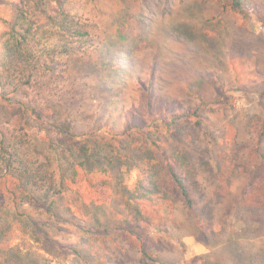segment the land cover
<instances>
[{"label": "rangeland", "instance_id": "rangeland-1", "mask_svg": "<svg viewBox=\"0 0 264 264\" xmlns=\"http://www.w3.org/2000/svg\"><path fill=\"white\" fill-rule=\"evenodd\" d=\"M28 1L31 74L3 75L0 64V85L17 86L14 99L29 107L7 124V143L45 178H23L32 193L52 174L63 222L26 201L20 211L49 239L41 244L16 226L9 245L35 249L42 264H264V199L256 206L248 198L263 186L254 176V150L264 153L257 129L264 126V0L241 10L225 0H65L61 8L53 0ZM19 2L0 0L2 57V18ZM197 106L200 128L192 118L168 132L161 119ZM69 137L85 138L90 149L99 145L115 163H92L93 174L77 169L62 188L68 157L59 151ZM189 148L198 162L200 224L172 194L161 166L162 151L173 157ZM19 183L0 180V202L10 196L12 203ZM4 212L7 219L14 214ZM144 248L155 262L144 258Z\"/></svg>", "mask_w": 264, "mask_h": 264}, {"label": "trees", "instance_id": "trees-1", "mask_svg": "<svg viewBox=\"0 0 264 264\" xmlns=\"http://www.w3.org/2000/svg\"><path fill=\"white\" fill-rule=\"evenodd\" d=\"M40 1L42 0H32L34 5H38ZM53 1L61 8L65 0ZM225 1L230 3L233 8L239 10L244 9L245 7H252L250 0ZM26 3L30 4L28 0H21V3L8 4L7 9L10 11L9 19L2 18V22L7 28V31H4L1 34V36L5 38L3 42V49L6 54L4 57L0 55V64L4 70L3 75L13 71L19 75V79L25 77L28 78V75L31 74L29 71L31 70L33 45L30 44L29 39L34 33V25L32 20L27 19L29 11ZM33 17H35L34 12ZM2 86L3 85H0V180L4 179L6 176L16 178L20 182L18 185L20 195H18L16 191L12 194L14 196L12 203L8 201L10 200L9 195V197H5L3 202H0V212H2V214H0V264H42L41 259L43 256L35 253L37 252L35 249L32 250L31 248H28L24 251L21 249V245L10 246L9 234L17 228L16 226H18V230L23 232L25 237L30 235L36 242L41 244L46 243L49 239V235L44 231L45 229L43 225L37 222L34 218L23 214L20 210L21 207L26 204V201H28L30 205L43 209L45 214L54 218V222H63L61 213H59L56 208L58 200L57 194L60 192H54V188H56L57 184L51 176L52 174L48 175L50 177L45 181L46 186H42V188H35V191H38L39 193H32V189L28 187L31 181L23 179L24 177L32 178L33 183L45 180V178L39 176L41 174L39 169H32L27 162L24 161L23 155L18 152L16 146L14 149H11L10 145L7 143V140L9 139L7 124L21 114L20 110L24 111L23 115H26L29 107L23 102L16 101L14 99L17 86L13 90H6ZM145 95L147 112L149 116H152L154 109L153 87H147ZM192 118L195 119L194 127L197 129L200 128L202 120L200 117L199 106L195 108H182L179 113L173 114L167 121L164 119L161 120L165 124L168 132H170V130H173L182 120L187 121ZM57 128L59 130H63L60 125H57ZM257 129L260 130L259 142H261L264 138V126L261 124L257 127ZM59 132L61 133L62 131ZM83 137H85V135H83ZM153 138H155V140L151 139V144L158 147L161 138H158V136H154ZM65 142L67 143L61 144L59 151L62 157H64V155L68 157V159H66L67 157L65 158L68 160L66 161L67 168L60 175V186L64 189H68L66 182L76 176L77 169H83L86 174H93L96 170L92 166V163L101 164L100 161H106L111 164L115 163L114 161L110 162L108 159L101 156L103 149L99 145H95L90 149L85 138L78 142H74L69 137V139H66ZM188 150L189 151H178L173 157L162 151L161 166L164 174L166 175V182H168L172 194L183 204L188 213L198 220V217L200 218V216L196 213L198 208L196 191L198 189L197 185L199 184L195 179V167L197 166L195 164L198 162L195 161L196 155L193 153L192 149L189 148ZM254 154L260 157L254 176L260 178L263 186L260 191L252 189L250 192L251 197L248 198L249 201L255 203L256 206H259V203L262 202L261 198L264 199V153L258 146L254 150ZM145 155L140 158L142 161L148 158V156ZM200 162L202 163L204 160H201ZM210 172H212V170ZM155 175L152 176L150 182L153 184L156 181L154 186L156 189L159 184L154 178ZM223 190H226V188H221L219 192H222ZM151 194H153L152 191ZM24 196L29 198L25 199ZM128 200L131 202L133 201L131 198H128ZM246 201L247 197L242 202ZM136 206L137 208L139 207V205ZM6 208L8 211H14V214L10 219L4 217V210ZM207 209V207L203 210L201 209L200 212L204 214L207 212ZM209 212L210 209L208 210V213ZM21 216H24L26 220L21 218ZM20 218L22 219V223ZM147 223L150 224L149 221H147ZM198 223L200 224V219L198 220ZM83 231L85 233H89L90 235L98 234L93 229L87 227H83ZM136 233L138 239L143 242V230L137 229ZM141 246L143 247V243ZM142 253L145 259H148L151 262L156 261L149 255L145 248Z\"/></svg>", "mask_w": 264, "mask_h": 264}]
</instances>
